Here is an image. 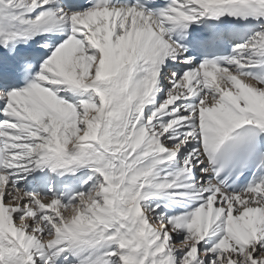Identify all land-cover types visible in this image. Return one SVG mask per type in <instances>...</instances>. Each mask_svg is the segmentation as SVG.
Returning <instances> with one entry per match:
<instances>
[{
  "label": "snow or ice",
  "instance_id": "snow-or-ice-1",
  "mask_svg": "<svg viewBox=\"0 0 264 264\" xmlns=\"http://www.w3.org/2000/svg\"><path fill=\"white\" fill-rule=\"evenodd\" d=\"M0 264H264V0H0Z\"/></svg>",
  "mask_w": 264,
  "mask_h": 264
}]
</instances>
